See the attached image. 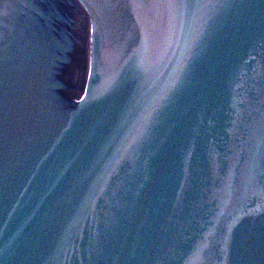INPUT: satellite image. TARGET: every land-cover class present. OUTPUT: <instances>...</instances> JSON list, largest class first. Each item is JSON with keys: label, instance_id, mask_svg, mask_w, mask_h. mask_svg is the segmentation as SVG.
Returning <instances> with one entry per match:
<instances>
[{"label": "water", "instance_id": "water-1", "mask_svg": "<svg viewBox=\"0 0 264 264\" xmlns=\"http://www.w3.org/2000/svg\"><path fill=\"white\" fill-rule=\"evenodd\" d=\"M0 264H264V0H0Z\"/></svg>", "mask_w": 264, "mask_h": 264}]
</instances>
